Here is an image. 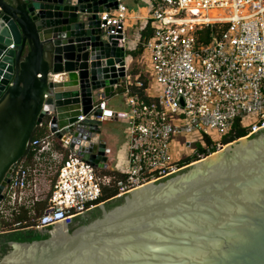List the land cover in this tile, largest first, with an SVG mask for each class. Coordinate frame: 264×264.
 <instances>
[{"label":"water","instance_id":"95a60500","mask_svg":"<svg viewBox=\"0 0 264 264\" xmlns=\"http://www.w3.org/2000/svg\"><path fill=\"white\" fill-rule=\"evenodd\" d=\"M118 6L0 0V202L43 123L63 148L107 168L104 123L112 118L103 117L100 100L123 86L127 49L100 14ZM36 230L41 237L0 235V264H264V126Z\"/></svg>","mask_w":264,"mask_h":264},{"label":"built area","instance_id":"2783aa9c","mask_svg":"<svg viewBox=\"0 0 264 264\" xmlns=\"http://www.w3.org/2000/svg\"><path fill=\"white\" fill-rule=\"evenodd\" d=\"M146 1L154 28L144 44L153 72L151 100L127 85L129 111L117 117L100 100L103 117L128 121L129 171L122 178L101 172L49 130L31 141L32 157L11 175L0 202V235L86 212L104 203L107 187H117L119 196L176 172L187 166L180 165L183 159L200 160L223 148L237 120L249 134L264 126V0ZM127 18L120 0L118 8L100 14L109 34L124 37ZM210 24L227 27L221 38L199 43L196 32ZM120 45L127 49L125 38Z\"/></svg>","mask_w":264,"mask_h":264},{"label":"crops","instance_id":"0c3cea01","mask_svg":"<svg viewBox=\"0 0 264 264\" xmlns=\"http://www.w3.org/2000/svg\"><path fill=\"white\" fill-rule=\"evenodd\" d=\"M127 6L128 9V18L125 23V39L127 47V78L123 82V86L114 93L115 96H124L122 88L125 89L126 86L139 85L141 83L140 77L142 74L148 75L143 69V57L144 54L150 55L148 50H143L137 57L133 56V53L138 52L140 49L141 42L143 41L144 33L147 31V28L150 25V15L151 8L146 0H120ZM115 9V8H114ZM113 10V9H111ZM141 66V67H140ZM149 79V78H148ZM150 87V86H149ZM148 93V91H147ZM112 98V97H111ZM110 100H107V106L109 109H112L116 112H128L129 106L126 99V108L125 106L110 107ZM115 120V119H114ZM125 123L123 130H117V132H108L105 134V139L107 140L108 146L111 149V156L108 162L107 168L99 169L101 172H116L124 175L130 169L129 162V152H128V142H129V130H128V121L120 120Z\"/></svg>","mask_w":264,"mask_h":264},{"label":"trees","instance_id":"16d2710c","mask_svg":"<svg viewBox=\"0 0 264 264\" xmlns=\"http://www.w3.org/2000/svg\"><path fill=\"white\" fill-rule=\"evenodd\" d=\"M226 27H227L226 24H210V25L204 26L203 28H201L200 30H198L196 32L197 41L199 43H209V42L214 41L215 39H219V38H221L222 33L226 29ZM153 33H154V28L151 25H149V27L147 28V31L144 33V36H143L144 39L141 42L139 51L133 53V56L137 57L138 54H140L142 52L144 44L152 37ZM140 80H141L140 82L142 83V85H132V86L130 85V88L132 89V92L134 94H138L141 97H143L146 101H150L151 97H149L147 95V89L150 85V81H149L148 77L144 74L141 75ZM121 90H122V92H125V89L122 88ZM48 133H49L48 125L44 124V126L39 127L36 130L32 140L39 138V137H43V136L47 135ZM248 134H249V130L247 128H245L239 120H237L234 123L231 132L223 138V142L225 144H228V143L233 142L237 139L245 137ZM207 142L209 144L212 143L211 139L208 137H207ZM198 146H199V150L201 152H206V150L201 145H198ZM215 151H216V148H213L212 152H215ZM32 154H33L32 146H29V149H28L26 156L21 161H27L28 162L30 160V158L32 157ZM196 160H198V158H196V157H187L181 161L180 165L181 166L189 165ZM103 173L116 175L119 178L124 177V175H121V173H116V172H113V173L103 172ZM118 193H119V190L117 187H107V188H105L104 195H103L101 200L106 201V200L116 196ZM24 217H27V215L25 214ZM23 234H26V237H21V236H23ZM11 235L17 239H29V238H35V237L38 238V237L42 236L39 233V231L36 229L28 230V231H20L17 233H12ZM5 249H6V245L4 244L2 246V250H5Z\"/></svg>","mask_w":264,"mask_h":264},{"label":"rangeland","instance_id":"374dc122","mask_svg":"<svg viewBox=\"0 0 264 264\" xmlns=\"http://www.w3.org/2000/svg\"><path fill=\"white\" fill-rule=\"evenodd\" d=\"M142 62H143V65H142V67L141 66L140 67L148 75L149 80H150V83L152 84V82H153V72H152V67H151V58H150V55L148 56V55L144 54V57H143ZM119 105L120 106L121 105L122 106H125V108H126V94H124V96H113L110 99V105H109L110 107L118 106L117 108H120ZM124 127H125V123L124 122H121L120 120H114V119H112V120L106 121L104 123V128L106 130H108L109 132H115V131L117 132V130H121L122 131ZM128 129H129V127H128ZM207 156H209V155H207ZM104 202H106V201H104ZM14 233H17V232H14Z\"/></svg>","mask_w":264,"mask_h":264}]
</instances>
